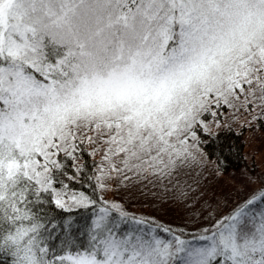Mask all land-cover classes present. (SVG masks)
Listing matches in <instances>:
<instances>
[{"label":"snow or ice","instance_id":"snow-or-ice-1","mask_svg":"<svg viewBox=\"0 0 264 264\" xmlns=\"http://www.w3.org/2000/svg\"><path fill=\"white\" fill-rule=\"evenodd\" d=\"M258 108L264 0H0V264H264V175L189 182ZM148 185L199 221L111 198Z\"/></svg>","mask_w":264,"mask_h":264},{"label":"rangeland","instance_id":"rangeland-1","mask_svg":"<svg viewBox=\"0 0 264 264\" xmlns=\"http://www.w3.org/2000/svg\"><path fill=\"white\" fill-rule=\"evenodd\" d=\"M221 111L223 114L217 117L221 122V127L217 128L215 124H212L210 133L223 127L242 131L244 138V167L222 174L215 169L213 162L205 156L203 168L193 170V177L189 178V182L191 183L192 179L198 178L200 183H203L201 184V191L207 190V188H204L206 185H212L216 182L219 185L218 188L211 190L209 187L212 193L215 192L219 195L221 193L219 191L224 188L222 192L232 194V199H235L237 190L245 182V177L251 176L255 178L264 175V108H258L256 111L247 113L241 110V112L235 114L231 109H222ZM252 116L261 118L252 120ZM206 120L211 121V115L207 116ZM197 172L200 173L198 177L196 176ZM181 178L185 179V177ZM253 187H256V185H250L246 191H250ZM173 195L170 191H164L162 187L154 188L152 185H148L142 194L139 191L134 192L131 199L127 193L122 191L111 198L128 201L127 206L129 209L137 213L155 216L161 220L169 218L173 226L188 223L191 229L194 227V222L199 221L197 215L199 210H195V207H200V205L196 204L193 207L186 208L183 203L174 200Z\"/></svg>","mask_w":264,"mask_h":264},{"label":"trees","instance_id":"trees-1","mask_svg":"<svg viewBox=\"0 0 264 264\" xmlns=\"http://www.w3.org/2000/svg\"><path fill=\"white\" fill-rule=\"evenodd\" d=\"M202 139L204 140L202 148L206 154L205 156L213 162L214 167L218 172L225 174L228 171L244 167V138L242 131H236L232 128L223 127L210 133L209 135H205ZM201 181L203 182V180ZM209 187L213 190L218 188L219 185L216 182L212 185H206L204 188H207L208 195L212 194ZM222 191H224V188L219 192ZM195 210L200 211V207H195ZM163 221L170 224L172 222L169 218H165Z\"/></svg>","mask_w":264,"mask_h":264}]
</instances>
